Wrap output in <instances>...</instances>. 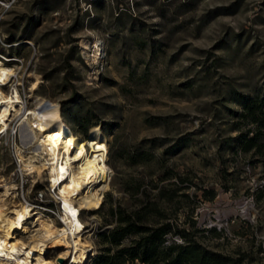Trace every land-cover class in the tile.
I'll return each instance as SVG.
<instances>
[{"label":"rangeland","instance_id":"rangeland-1","mask_svg":"<svg viewBox=\"0 0 264 264\" xmlns=\"http://www.w3.org/2000/svg\"><path fill=\"white\" fill-rule=\"evenodd\" d=\"M0 63L12 69L0 89L20 97L0 132V211L32 213L17 238L28 243L45 220L64 227L58 188L23 166L42 162L39 141L22 134L44 98L82 143L99 132L106 145L80 209L82 264L110 227L109 205L129 208L166 183L187 187L174 212L194 220L198 241L264 264V131L247 150L241 138L254 134L243 97L264 108V0H0ZM62 243L47 260L71 263Z\"/></svg>","mask_w":264,"mask_h":264},{"label":"bare ground","instance_id":"bare-ground-1","mask_svg":"<svg viewBox=\"0 0 264 264\" xmlns=\"http://www.w3.org/2000/svg\"><path fill=\"white\" fill-rule=\"evenodd\" d=\"M10 75L12 69L0 63V84L6 83ZM38 83L39 79L36 77L32 87ZM19 103L20 97L16 90L7 95L0 89V132L7 129L10 116L17 114L18 109H13ZM26 114L23 117L27 127L22 138L39 141L38 153L41 154L42 162L35 166L29 158L23 166L29 173L35 170L43 176L45 172L51 186L58 188L64 227L58 229L51 221L45 220L29 242L25 243L14 233L24 229V220L32 215L28 204L13 206L6 213L0 211V260L9 264H60L47 260L46 254L48 248L55 247L56 244L63 245L64 242L66 247L59 256L65 258L69 248L73 254L70 264L85 263L88 249L78 239L83 230L79 214L80 209L86 206L84 192L98 177L106 145L99 132L95 133L88 146L82 143L64 123L58 106L47 99L38 98L35 107L29 108ZM3 191L7 194L9 188L4 187Z\"/></svg>","mask_w":264,"mask_h":264},{"label":"trees","instance_id":"trees-1","mask_svg":"<svg viewBox=\"0 0 264 264\" xmlns=\"http://www.w3.org/2000/svg\"><path fill=\"white\" fill-rule=\"evenodd\" d=\"M241 105V116L254 125L252 136H241L247 150L264 131V108L256 97H243ZM169 178V171L164 170L160 180ZM172 184L154 187L157 188L154 194L140 191L129 208L109 205L103 220L110 227L97 232L99 249L90 264H243L241 257L215 251L198 241L195 235L198 229L191 217L182 223L178 221L174 212L179 208L176 204H180L177 197L188 195H178L176 190L187 187L168 188ZM136 189L139 190L138 186ZM102 203L100 208L104 206Z\"/></svg>","mask_w":264,"mask_h":264},{"label":"water","instance_id":"water-1","mask_svg":"<svg viewBox=\"0 0 264 264\" xmlns=\"http://www.w3.org/2000/svg\"><path fill=\"white\" fill-rule=\"evenodd\" d=\"M58 246H61V244H57ZM60 262H63V259H60Z\"/></svg>","mask_w":264,"mask_h":264},{"label":"built area","instance_id":"built-area-1","mask_svg":"<svg viewBox=\"0 0 264 264\" xmlns=\"http://www.w3.org/2000/svg\"><path fill=\"white\" fill-rule=\"evenodd\" d=\"M61 209H63V208H62V205H61ZM62 211H63V210H62Z\"/></svg>","mask_w":264,"mask_h":264}]
</instances>
